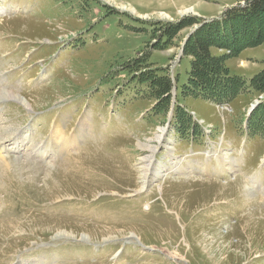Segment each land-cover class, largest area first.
<instances>
[{"label": "rangeland", "instance_id": "1", "mask_svg": "<svg viewBox=\"0 0 264 264\" xmlns=\"http://www.w3.org/2000/svg\"><path fill=\"white\" fill-rule=\"evenodd\" d=\"M245 1L0 0V92L26 98L0 100V264H264V129L247 131L264 93L182 91L199 21ZM211 52L240 87L264 68V42ZM165 126L183 173L139 190V141ZM216 150L239 169L219 171Z\"/></svg>", "mask_w": 264, "mask_h": 264}, {"label": "trees", "instance_id": "2", "mask_svg": "<svg viewBox=\"0 0 264 264\" xmlns=\"http://www.w3.org/2000/svg\"><path fill=\"white\" fill-rule=\"evenodd\" d=\"M262 16H264V0H246L245 3L227 9L216 18L199 21L200 26L190 36L185 46V51L191 53L193 59L190 63L188 83L182 87V91L203 96L215 103L231 102L236 95L242 93L244 86L246 90L250 87V89L264 93V68L251 78L248 86L244 83L240 87V83H236L233 79L235 76H230L226 66L223 65L225 54L218 56L210 53L213 47L238 52L244 46L250 47L263 43V29L259 30L256 39L245 35L243 42L237 43V36L242 34L238 23H244L243 27L250 32L254 26L257 29L260 28L258 25L263 23L260 19ZM252 24L253 26H250ZM185 25L187 23L181 21L176 28L181 29ZM204 33L207 35L205 36ZM139 80L147 83L150 92L156 91L160 98L169 96L172 90V81L164 74L143 73L139 76ZM248 119V133L262 132L264 129V99L252 111Z\"/></svg>", "mask_w": 264, "mask_h": 264}, {"label": "bare ground", "instance_id": "3", "mask_svg": "<svg viewBox=\"0 0 264 264\" xmlns=\"http://www.w3.org/2000/svg\"><path fill=\"white\" fill-rule=\"evenodd\" d=\"M198 5L201 6V4H198ZM195 9L196 8L194 6H190L189 8H185L181 12H189V13L190 12H196ZM8 99H16V100H19L21 102H26V98H24L22 95H17V94H14L12 91L4 89L3 91L0 92V100H8ZM26 104H28V103H26ZM80 124H81V126L83 128H84V126H87L89 124L88 118L87 119L84 118V120L81 121ZM6 133H8V131H6ZM73 134H75V133H73ZM54 135L57 136V137L59 135H61L60 140L62 142H64V143H68L69 142L68 141L69 137L66 136L65 132L61 133L59 130L56 129L54 131ZM21 137H22V135H21ZM155 138L157 139L156 140L157 143H158L157 145H151L149 142L139 141V146L142 149H144V150H146L148 152V155L144 156L141 159V163H140L141 167L139 168V178H141V187H140L139 190H142L143 188H146L147 186H149V184L151 182L157 180L160 177L168 176V174H170L171 172L183 173L182 170L185 168V167L181 168L180 165H182L183 161L187 157L186 156L179 157V156L172 155L173 139H167L166 138V126L160 128V132H159V134H157V136ZM1 139H3V137L0 136V140ZM8 140H9V138H8ZM160 146L165 149V153L163 154V157H162L163 159L162 160H159V157L157 155L158 147H160ZM6 147H7V145H6ZM218 150H220V149H218ZM218 150H216V151H207L206 155H207V157L209 159L211 157H213V156L217 157L219 171H228L230 173L237 171L239 169L238 168V163L242 159L241 158H234V159L230 158V159H228L226 157H222V156H220ZM188 168H191V167H188ZM159 186L161 187V185H159Z\"/></svg>", "mask_w": 264, "mask_h": 264}, {"label": "crops", "instance_id": "4", "mask_svg": "<svg viewBox=\"0 0 264 264\" xmlns=\"http://www.w3.org/2000/svg\"><path fill=\"white\" fill-rule=\"evenodd\" d=\"M214 17H216V16H209V17H204V18H214Z\"/></svg>", "mask_w": 264, "mask_h": 264}, {"label": "water", "instance_id": "5", "mask_svg": "<svg viewBox=\"0 0 264 264\" xmlns=\"http://www.w3.org/2000/svg\"><path fill=\"white\" fill-rule=\"evenodd\" d=\"M254 108H255V105L252 106L251 111H253Z\"/></svg>", "mask_w": 264, "mask_h": 264}]
</instances>
